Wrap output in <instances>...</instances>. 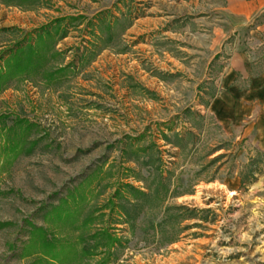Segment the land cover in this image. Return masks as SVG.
I'll return each instance as SVG.
<instances>
[{
    "label": "rangeland",
    "instance_id": "obj_1",
    "mask_svg": "<svg viewBox=\"0 0 264 264\" xmlns=\"http://www.w3.org/2000/svg\"><path fill=\"white\" fill-rule=\"evenodd\" d=\"M189 2L0 0V264H264V120L211 112Z\"/></svg>",
    "mask_w": 264,
    "mask_h": 264
},
{
    "label": "crops",
    "instance_id": "obj_2",
    "mask_svg": "<svg viewBox=\"0 0 264 264\" xmlns=\"http://www.w3.org/2000/svg\"><path fill=\"white\" fill-rule=\"evenodd\" d=\"M186 5L200 9L201 23L209 26L207 29H200V37L203 39L210 34L216 54L223 51L229 56L221 81L226 91L212 101L211 112L229 122L244 116L251 118L255 106L258 105L261 114L253 126L258 127L260 124L262 128L264 69L255 77H249L248 54L240 42L244 34L248 33L257 45H264V0H190ZM232 38L236 42L230 45L227 41ZM236 74L246 80V89L239 90L233 84Z\"/></svg>",
    "mask_w": 264,
    "mask_h": 264
},
{
    "label": "trees",
    "instance_id": "obj_3",
    "mask_svg": "<svg viewBox=\"0 0 264 264\" xmlns=\"http://www.w3.org/2000/svg\"><path fill=\"white\" fill-rule=\"evenodd\" d=\"M47 244V243H46Z\"/></svg>",
    "mask_w": 264,
    "mask_h": 264
}]
</instances>
